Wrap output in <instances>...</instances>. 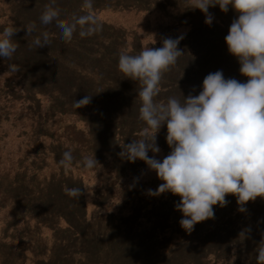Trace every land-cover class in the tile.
<instances>
[{"label": "rangeland", "instance_id": "obj_1", "mask_svg": "<svg viewBox=\"0 0 264 264\" xmlns=\"http://www.w3.org/2000/svg\"><path fill=\"white\" fill-rule=\"evenodd\" d=\"M82 2L57 0L59 19L72 24L73 17L91 14L102 30L82 38L77 27L66 41L56 22L40 23L48 0H0V32L6 27L18 31L16 52L10 60L0 58V264H257L264 198L248 202L240 212L229 195L224 207L214 206V218L189 233L175 209L180 197L148 194L162 181L143 161L119 182L112 177L99 183L101 172L109 169L83 170L64 127L74 123L91 133L96 153H110L118 158L119 171L126 169L127 160L118 154L133 136H141L144 123L138 118L140 85L118 70L119 55H135L155 43L161 22L173 18L168 12L158 20L168 8H192L190 0H93L91 10ZM208 11L214 17L211 25L192 9L193 22L178 26L173 39L183 37L178 48L184 55L164 73L157 100L198 95L204 78L218 70L225 79L246 82L225 43L238 14L231 6L226 13L219 6ZM152 22L151 34L148 29L147 37L141 35L139 27ZM32 24L36 27L28 35ZM44 31L50 42L37 48L33 40ZM86 95L89 104L74 103ZM166 135L165 125L157 134L159 160L170 152ZM64 151L74 156L69 168L57 166ZM122 183L128 197L132 193L138 200L133 215L112 192ZM66 187H81L83 195L70 197ZM248 230L249 236H240Z\"/></svg>", "mask_w": 264, "mask_h": 264}, {"label": "clouds", "instance_id": "obj_2", "mask_svg": "<svg viewBox=\"0 0 264 264\" xmlns=\"http://www.w3.org/2000/svg\"><path fill=\"white\" fill-rule=\"evenodd\" d=\"M192 9L205 15V24L211 25L210 7L219 6L226 13L231 6L238 14L225 37L229 53L237 58L241 76L225 79L222 70L209 73L203 80L198 95L189 93L182 99L167 97L157 100L164 73L184 55L178 48L180 40L165 38L159 48H142L138 54L121 52L118 70L128 79L138 82L140 101L138 118L144 123L141 138L124 144L118 154L134 163L143 161L162 181L150 196L170 192L180 197L175 209L182 213L180 226L191 233L198 223L214 218V206L224 207L231 195L245 212L246 205L258 197L264 198V0H190ZM81 7L91 10L93 0H83ZM57 0H48L39 16L44 26L56 22L62 37L70 40L79 28V35L92 36L102 30L94 15L73 17L72 24L60 19ZM36 25L27 29L32 35ZM18 31L6 27L0 32V58L11 59L18 43L13 36ZM42 37V38H41ZM49 33L44 31L33 40L35 47L49 44ZM91 96L74 103L84 107ZM166 125V142L170 152L162 160L156 158L161 149L157 134ZM153 156L149 157L148 153ZM74 162L71 151H64L57 166L69 168ZM82 167L94 169L99 164L95 155L85 156ZM68 196L80 198L81 187L65 188ZM250 233L242 231L240 236ZM246 236L245 238H248ZM257 264H264V236L256 249Z\"/></svg>", "mask_w": 264, "mask_h": 264}, {"label": "trees", "instance_id": "obj_3", "mask_svg": "<svg viewBox=\"0 0 264 264\" xmlns=\"http://www.w3.org/2000/svg\"><path fill=\"white\" fill-rule=\"evenodd\" d=\"M127 9H130V8L128 7ZM127 12H129V11H127ZM168 12H173V14H172L173 18H171L170 22H168V21L161 22L163 20L162 16H164ZM181 12H183V13L181 14ZM189 12H191V14H192V9L189 10L187 8V10H185V9L178 10L175 8H168L164 13H162V15H158V20L162 24V26L158 29L159 39L155 43H152L150 48H159L162 46L163 39L168 38V37L174 38L176 36V34L178 33V26H182L181 24L183 21L187 22L189 24L191 22H193L192 21L193 18L191 16V14H188ZM155 21L157 22V20H155ZM151 26H153V22H152V25H150L148 23V24H146V27H143V28L139 27V29L142 33L141 35L147 37L148 36L147 31H148V29H150ZM144 29H146L145 32H144ZM150 34H151V29H150ZM4 65H7V63H4ZM64 130H65V132L66 131L68 132V135L70 137V138H67L68 142H71L72 143L71 146H74V148L76 150H78V152L81 156V160L85 156H92L94 154L95 158L99 162V164L96 166L101 167L103 171H105L106 169L110 170V172H107V173L101 172L102 179L99 182L100 184H105L112 177H114L116 182L117 181L119 182L122 178H129L134 174V171L136 168L135 167L136 163L139 160H136L134 163L127 161L128 162L127 168L119 171L120 164L118 163L117 157L115 158L113 156V158H112L110 153L108 155L105 152H97L96 153V151H95L96 139L94 138V136L91 133H89L88 131L77 128L76 125H74V123L68 124L66 127H64ZM140 138H141V136L135 135L131 138V141L136 140V139H140ZM101 153H102V155H100ZM83 170H85V168H83ZM99 170L100 169H98L97 171H99ZM125 175H127V177H124ZM119 185L120 186L117 189L116 188L112 189V192L114 193L115 200H118L120 203H122V205L125 207L128 215H133L135 213V209H136L135 207L137 206L136 204L138 203V200L133 196L132 193H130V195L128 197L126 190H124L125 183H122ZM125 197L129 200V203H126ZM37 264H45V263L40 262Z\"/></svg>", "mask_w": 264, "mask_h": 264}]
</instances>
